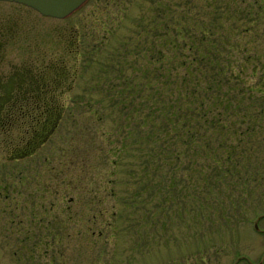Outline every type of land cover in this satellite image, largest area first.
Segmentation results:
<instances>
[{
  "label": "rangeland",
  "instance_id": "rangeland-1",
  "mask_svg": "<svg viewBox=\"0 0 264 264\" xmlns=\"http://www.w3.org/2000/svg\"><path fill=\"white\" fill-rule=\"evenodd\" d=\"M3 15L14 64L69 52L75 80L46 144L18 160L0 149V264H264V116H234L226 134L208 125L189 150L143 101L184 90V49L171 48L184 46V0H88L64 19L0 1ZM260 93L244 112L264 113ZM148 145L158 154L142 170Z\"/></svg>",
  "mask_w": 264,
  "mask_h": 264
},
{
  "label": "trees",
  "instance_id": "trees-1",
  "mask_svg": "<svg viewBox=\"0 0 264 264\" xmlns=\"http://www.w3.org/2000/svg\"><path fill=\"white\" fill-rule=\"evenodd\" d=\"M197 1L184 0V29H176L177 36L184 35V46L173 42L171 47L184 49V90L166 105H159L163 95L154 90L143 99L163 108V130L181 133L189 150H197L208 125L226 134L234 116L254 120L264 116L259 109L244 112L250 96L264 95V78L253 79L257 65L264 60V0H208L206 13L213 19H205L195 10ZM61 61L52 66L31 64L21 72L27 82L14 76L11 88L0 91V149L10 160L33 154L50 140L61 122L66 107L60 102L64 92L60 80L67 70ZM249 68L253 73L247 72ZM152 82L146 78L142 86ZM131 84L134 90V82ZM129 86L126 83L125 87ZM177 100L184 102L182 113H176L181 107ZM255 125L249 123L242 134L261 131ZM140 153L142 170L151 167L158 154L154 145L141 146Z\"/></svg>",
  "mask_w": 264,
  "mask_h": 264
},
{
  "label": "flooded vegetation",
  "instance_id": "flooded-vegetation-1",
  "mask_svg": "<svg viewBox=\"0 0 264 264\" xmlns=\"http://www.w3.org/2000/svg\"><path fill=\"white\" fill-rule=\"evenodd\" d=\"M12 33H13V25H12L11 17L10 15H6L5 17L3 15L0 18V91H8L11 88V85L14 82L13 81L14 76L23 77L21 78V81L27 82V78L22 76L21 72L26 71L31 64L36 66H38L39 64L44 66L46 65L52 66L58 64L60 60H62L61 62L64 64L65 68L67 69L65 71V74L62 75L60 80L61 88L65 90L66 89L65 87L68 85L70 86L69 88H71L72 86L71 84L75 80L74 76L71 75L72 73L71 67L69 66L71 59H73L70 56L71 53L64 52V54L63 53L58 54L57 56L49 60L47 54L40 53L37 54L35 57H33L30 60V62L29 60H25L21 62L19 65L14 64L11 61V59L8 58V47L12 41ZM66 63L68 64L67 67H66Z\"/></svg>",
  "mask_w": 264,
  "mask_h": 264
},
{
  "label": "water",
  "instance_id": "water-1",
  "mask_svg": "<svg viewBox=\"0 0 264 264\" xmlns=\"http://www.w3.org/2000/svg\"><path fill=\"white\" fill-rule=\"evenodd\" d=\"M17 2L32 9L38 11L40 14L48 17L64 19L81 6H83L88 0H0Z\"/></svg>",
  "mask_w": 264,
  "mask_h": 264
}]
</instances>
